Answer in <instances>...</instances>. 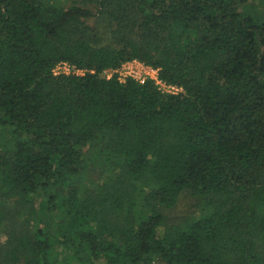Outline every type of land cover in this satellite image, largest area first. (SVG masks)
I'll return each mask as SVG.
<instances>
[{
  "label": "trees",
  "instance_id": "1",
  "mask_svg": "<svg viewBox=\"0 0 264 264\" xmlns=\"http://www.w3.org/2000/svg\"><path fill=\"white\" fill-rule=\"evenodd\" d=\"M80 2L0 0V264H264V0Z\"/></svg>",
  "mask_w": 264,
  "mask_h": 264
},
{
  "label": "built area",
  "instance_id": "2",
  "mask_svg": "<svg viewBox=\"0 0 264 264\" xmlns=\"http://www.w3.org/2000/svg\"><path fill=\"white\" fill-rule=\"evenodd\" d=\"M53 72L54 74H84L86 70L76 68L74 65L68 62H60L56 65ZM114 75L117 76L120 82H126L129 79H133L138 82L154 80L159 88L164 92L178 93L181 91L180 87L172 84H167L166 82L162 81L159 77V69L138 58L126 60L118 68L106 69L102 73V76L106 78H111Z\"/></svg>",
  "mask_w": 264,
  "mask_h": 264
},
{
  "label": "rangeland",
  "instance_id": "3",
  "mask_svg": "<svg viewBox=\"0 0 264 264\" xmlns=\"http://www.w3.org/2000/svg\"><path fill=\"white\" fill-rule=\"evenodd\" d=\"M57 2L66 8L75 3L82 5L80 0H57ZM88 7H91L93 11H96V8L93 5H88ZM88 21L93 26H97L100 23L97 17H92ZM99 26H102V22L99 24ZM98 160L99 158L93 160V162H91L89 165L90 170L88 171V174L89 178L93 181H100L104 175L101 167H99L97 164ZM202 210L203 205L201 200L197 196H193L188 192H184L180 196L178 203L173 208L165 210V212L171 222H178L186 217H194L200 214Z\"/></svg>",
  "mask_w": 264,
  "mask_h": 264
}]
</instances>
